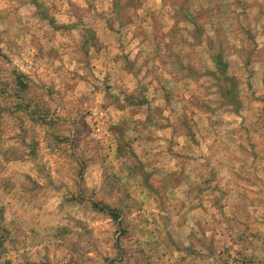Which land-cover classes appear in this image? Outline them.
<instances>
[{"label":"rangeland","instance_id":"1","mask_svg":"<svg viewBox=\"0 0 264 264\" xmlns=\"http://www.w3.org/2000/svg\"><path fill=\"white\" fill-rule=\"evenodd\" d=\"M0 264H264V0H0Z\"/></svg>","mask_w":264,"mask_h":264}]
</instances>
